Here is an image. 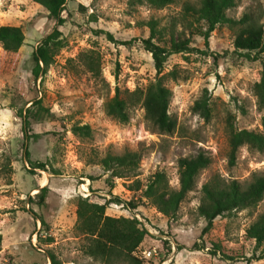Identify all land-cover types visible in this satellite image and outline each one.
<instances>
[{"label":"rangeland","instance_id":"rangeland-1","mask_svg":"<svg viewBox=\"0 0 264 264\" xmlns=\"http://www.w3.org/2000/svg\"><path fill=\"white\" fill-rule=\"evenodd\" d=\"M186 2L197 5L200 0H173L159 8L129 0H66L61 12L65 21L57 25L64 44L34 79L32 51L56 21L34 0H0V24L19 25L25 37L16 51L0 49V264H50V252L61 264H107L84 251L88 238L76 228V198L88 195L104 202L114 194L123 201L109 202L105 212L136 216L147 228L134 250L141 264H264V242L257 246L245 233L264 210V196L254 206L216 216L205 232L206 219L198 212L201 186L214 174L245 184L264 172V150L246 144L238 148L235 163L228 162L230 122L264 133L263 111L252 89L264 73V49L256 58L234 49L235 28L226 23L211 31L206 44L196 23L187 24ZM244 13L262 25L264 40V0H237L227 10L234 18ZM150 19L156 20L159 32L154 41L169 46L172 35L188 38L191 46L169 53L164 62L162 72H177L176 78L164 77L172 90L168 111L175 118L168 132L152 124L141 100L130 104L126 122L105 109L116 86L120 91L144 90L157 76L142 42L150 33ZM80 52L98 56V72L86 67ZM204 93L211 108L208 119L192 109ZM37 98L48 111L31 119L28 132L36 134L25 138L18 110ZM74 123H88L91 134H75ZM200 149L211 155V163L199 171L176 213H161L144 196L146 183L163 171L169 187L177 188L178 157ZM126 150L140 153L136 174L109 177L110 183V170L100 158ZM36 161L44 169L33 166ZM44 184L39 202L36 192ZM260 253V258L252 257ZM113 264L135 262L120 259Z\"/></svg>","mask_w":264,"mask_h":264},{"label":"trees","instance_id":"trees-1","mask_svg":"<svg viewBox=\"0 0 264 264\" xmlns=\"http://www.w3.org/2000/svg\"><path fill=\"white\" fill-rule=\"evenodd\" d=\"M47 9V14L56 21V26L44 35L32 51L34 64L31 73L34 79L44 73L48 65L54 60V56L63 46L64 41L61 30L57 25L65 21L62 15L66 0H34ZM131 3H144L152 7H163L173 0H129ZM237 0H200L195 5L189 2L184 3L183 14L187 18V24L196 23V30L203 35L204 41L208 44V38L211 31L220 23H226L235 28L233 40L234 49L244 55L256 58V54L264 49L263 27L256 22L248 13H244L238 18L227 15V10L234 7ZM190 17V18H189ZM150 33L146 38H142L144 47L151 53L153 64L156 70V77L149 82L145 89L135 88L133 90L124 89L120 91L116 86L113 96H111L105 105L106 113L119 121L126 122L130 118L129 106L131 103L141 100L145 110V115L151 120L152 124L162 131H171L175 126V118L168 111L169 101L172 90L164 82V77L171 75L177 77L175 69L162 72L164 62L171 52H179L191 49L188 45V38L174 39L170 36V45L165 46L156 41L155 38L159 32L156 28V20L148 21ZM107 36L115 40L110 32ZM24 32L19 25L0 24V49L6 51H16L24 42ZM123 43H129L131 40H122ZM203 51V50H202ZM251 51L254 54L251 56ZM79 57L83 60L86 67L91 70L99 71V58L97 55L88 52H80ZM252 89L257 97L258 107L263 111L261 122L264 125V73L260 78L253 82ZM121 92H125L121 94ZM36 106L35 108H33ZM193 111L199 113L205 119L211 115V108L208 96L204 93L197 98L193 105ZM41 99L37 98L25 108H20L18 114L22 119V130L24 137L28 138L36 133L28 132V126L32 118L39 119L47 112ZM228 129V162L234 164L238 148L246 144L249 148L264 150V133L249 128H235L229 123ZM71 130L78 135L91 134V128L88 123H74ZM24 154L29 161V149L24 142ZM140 153L135 150H126L122 153L107 152L100 158L103 167L110 170V176L107 180L112 183L109 177L135 175V169L139 165ZM212 157L205 150H198L190 155L180 156L177 159L179 186L177 188L169 187L163 171H156L143 189V194L147 197L157 210L165 215H174L178 210L179 203L186 197L188 191L193 189L196 177L201 169L208 166ZM44 163L41 161L33 162V166L44 169ZM90 179L93 176H89ZM136 181V187L140 182ZM46 184L39 186L36 192L39 196V202L44 200ZM201 196L198 204V212L206 219V224L202 231H208L213 225L216 216L229 213L233 210L254 206L264 196V172L255 175L247 183H241L236 178L225 179L219 174H214L206 180L201 186ZM123 200L114 194L104 202L91 200L88 195H78L76 198V228L87 236V243L84 251L99 258L107 264H113L115 260L133 261L135 264H141L142 260L134 250L143 240L147 233V228L140 225L136 216L111 215L105 212L109 202H119ZM131 207L136 204L129 201ZM40 221L44 220L40 218ZM246 235L255 239L256 245L264 242V210L258 214L246 228ZM50 264H61L55 259L54 254L50 252ZM263 254H257L252 257L260 258Z\"/></svg>","mask_w":264,"mask_h":264},{"label":"built area","instance_id":"built-area-1","mask_svg":"<svg viewBox=\"0 0 264 264\" xmlns=\"http://www.w3.org/2000/svg\"><path fill=\"white\" fill-rule=\"evenodd\" d=\"M148 254H150V250H149V252H147Z\"/></svg>","mask_w":264,"mask_h":264}]
</instances>
